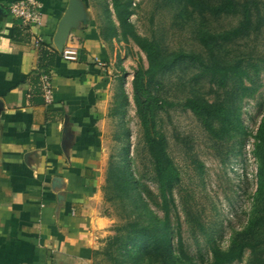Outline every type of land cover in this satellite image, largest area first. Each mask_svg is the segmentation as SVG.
Listing matches in <instances>:
<instances>
[{
    "label": "crops",
    "instance_id": "obj_1",
    "mask_svg": "<svg viewBox=\"0 0 264 264\" xmlns=\"http://www.w3.org/2000/svg\"><path fill=\"white\" fill-rule=\"evenodd\" d=\"M14 1L0 0V264H93L112 223L104 186L115 123L134 103L137 45L105 0H40L33 27L10 13ZM37 38L55 58H40ZM72 42L79 58L64 60L60 45Z\"/></svg>",
    "mask_w": 264,
    "mask_h": 264
},
{
    "label": "rangeland",
    "instance_id": "obj_2",
    "mask_svg": "<svg viewBox=\"0 0 264 264\" xmlns=\"http://www.w3.org/2000/svg\"><path fill=\"white\" fill-rule=\"evenodd\" d=\"M111 1H102V6L107 3L112 8ZM203 1L208 6L217 4L216 0ZM260 2L261 22H264V0ZM131 9V21L137 32L158 41L167 59L186 54L158 76L152 92L168 102L157 113L158 128L167 136L169 153L180 172V181L173 190L176 208L170 205L172 245L174 255L179 257L180 230L187 257L181 262L171 261L165 253L150 252L147 235L153 227L162 226L165 214L133 103L115 123L119 137L114 139L111 156L120 163L129 156L136 190L128 198L106 200L105 213L112 223L106 235L100 237L93 264H207L212 258V246L228 248L234 234L247 226L255 210L259 166L254 153L255 135L264 120V23L260 29L229 43L212 40L211 47L217 57L212 58V52L201 42V35L205 32L220 35L236 27L241 22V13L215 15L209 10L201 13L191 6L185 8L184 0H132ZM136 48L135 70L142 54ZM195 56H200L202 61ZM145 57L142 60L148 66ZM234 59H242L249 71L243 83L248 90L235 88L231 99L245 131L233 138L217 140L183 103L189 94L210 102L225 98L233 90V82L220 88L205 65L213 60L224 63ZM126 146L127 150L123 149ZM130 222H138L139 229L142 226L148 229H119ZM115 236H121L123 243L107 249ZM250 255V249H246L241 260L230 264H248Z\"/></svg>",
    "mask_w": 264,
    "mask_h": 264
},
{
    "label": "trees",
    "instance_id": "obj_3",
    "mask_svg": "<svg viewBox=\"0 0 264 264\" xmlns=\"http://www.w3.org/2000/svg\"><path fill=\"white\" fill-rule=\"evenodd\" d=\"M217 4L208 6L205 2L199 0H184L185 8L188 6L200 10L201 13L207 10L215 15L223 13H241V22L234 28L226 32L215 35L205 32L201 35V42L212 52V58H217L211 47V41L232 42L236 39L248 35L253 30L261 28L264 22H261V2L260 0H216ZM132 0H112V8L119 23L121 35L126 42H134L140 50L145 53L148 66H145L142 58L139 60L138 68L135 70L133 78V99L136 105V113L141 122L143 130V140L150 154L155 179L159 185L162 195V207L164 209V220L161 227H153V231L147 235L150 252L155 254L165 253L171 261H183L187 257L184 248V242L181 231H178V251L179 257L174 254L172 245L173 233L171 229V206L176 208L173 190L180 181V172L169 153L168 138L164 132L158 128V109L163 108L167 101L154 95L152 86L157 81L160 74L170 69L172 63L182 59H167L162 46L155 39H150L139 34L131 21L133 10L131 9ZM106 14H110L111 7L107 3L103 5ZM255 17L258 20H255ZM114 27L110 28V31ZM40 58H55L57 52L48 49L42 42L39 45ZM201 60L200 56H195ZM202 61V60H201ZM212 78L217 82L220 88H226L230 81L233 82V90L228 92L225 98H220L215 102H210L204 98L189 94L185 97L184 107L195 114L203 127L209 134L217 140H226L233 138L236 133L244 132L243 122L240 115L237 114L232 106L231 99L235 95V88L244 87V79L249 77V71L244 66L242 59H234L228 62H219L213 60L206 64ZM43 67V65H41ZM48 72L46 69H42ZM126 101V94L118 95V107ZM126 103V102H125ZM118 112V109H115ZM256 143L254 153L258 159L259 166L257 170V191L254 198L255 210L247 226L240 232H236L228 248H222L214 245L211 248L212 258L207 264H230L236 260H241L246 249H250L251 255L248 264H264V120L255 135ZM123 149L127 150V146ZM129 156L125 157L123 163L110 156L107 170L106 184L104 186L105 199L107 201L122 200L130 197L136 190V180L130 167ZM138 222H130L126 226H121L122 230L145 231L148 228L139 229ZM123 243L121 236H115L110 239L107 249H112L119 243Z\"/></svg>",
    "mask_w": 264,
    "mask_h": 264
},
{
    "label": "built area",
    "instance_id": "obj_4",
    "mask_svg": "<svg viewBox=\"0 0 264 264\" xmlns=\"http://www.w3.org/2000/svg\"><path fill=\"white\" fill-rule=\"evenodd\" d=\"M10 13L20 19L27 27L40 25L43 21V4L40 0H16L10 4ZM41 39H36V45H40ZM80 46L77 43H68L60 51L64 60L75 61L79 58ZM40 81L43 97L46 103H52L54 97V86L52 75L49 72L41 73Z\"/></svg>",
    "mask_w": 264,
    "mask_h": 264
},
{
    "label": "water",
    "instance_id": "obj_5",
    "mask_svg": "<svg viewBox=\"0 0 264 264\" xmlns=\"http://www.w3.org/2000/svg\"><path fill=\"white\" fill-rule=\"evenodd\" d=\"M60 37L63 38V37H64V34L61 33ZM62 49H63V48H62V45H60V51H61Z\"/></svg>",
    "mask_w": 264,
    "mask_h": 264
}]
</instances>
